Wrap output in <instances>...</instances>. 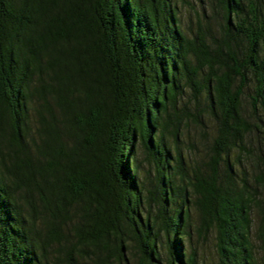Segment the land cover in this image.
<instances>
[{"label":"trees","instance_id":"16d2710c","mask_svg":"<svg viewBox=\"0 0 264 264\" xmlns=\"http://www.w3.org/2000/svg\"><path fill=\"white\" fill-rule=\"evenodd\" d=\"M212 7L187 34L176 0H0V264H199L209 234L257 264L264 0Z\"/></svg>","mask_w":264,"mask_h":264},{"label":"rangeland","instance_id":"374dc122","mask_svg":"<svg viewBox=\"0 0 264 264\" xmlns=\"http://www.w3.org/2000/svg\"><path fill=\"white\" fill-rule=\"evenodd\" d=\"M176 2L178 5V15L180 17L181 27L183 31L186 32L187 34H190V32L196 28L197 15H200L202 12V4L204 5L205 11L209 17L207 18L208 22L212 25L214 30H216V28L218 27L217 26L218 16L214 13V8L212 7L213 0H202V2H200V0H176ZM242 113L250 117V119L252 118L250 103L247 98L246 99L244 98L242 102ZM188 132L189 134L187 136L185 135L184 140L186 143L194 141L193 144L195 146V152H196L195 157L197 158V160H199L201 158V155L206 150L205 149L206 148L205 145L207 144L206 138L204 140L198 129H195L194 126L192 125H190ZM207 133L209 136V134H211V129H209ZM248 137L249 136L245 138L246 144L249 143L248 141L252 137H253V143L257 142L254 134L253 136H251V138L249 137L248 139ZM236 154L237 151L234 150L232 152V157H235ZM240 158L242 160V165H243L242 168L246 170L248 181L251 183V185H254L255 179L259 173L258 172L254 173L252 166L250 165L249 162L246 161L243 155H241ZM137 167L139 169L138 170L139 177L140 178L143 177V179H145L146 181L150 180L154 170L152 169V166L148 164L147 160L144 157V154L141 151L137 153ZM257 189L260 192V196L263 198V204H264V188L258 187ZM191 214L193 218L196 215L194 211ZM252 217L254 219V222H253V227L251 229V241L253 244L254 256L256 257L257 264H264V244L257 236V232L255 230L256 222H257V216L255 211L253 212ZM214 243L215 240L212 234L211 235L209 234L208 237L202 240L196 239V237H194L191 244L192 246H194V248L198 253L199 264H218Z\"/></svg>","mask_w":264,"mask_h":264}]
</instances>
